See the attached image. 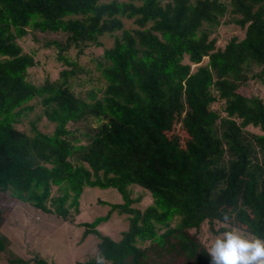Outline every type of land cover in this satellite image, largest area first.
<instances>
[{
	"label": "trees",
	"instance_id": "16d2710c",
	"mask_svg": "<svg viewBox=\"0 0 264 264\" xmlns=\"http://www.w3.org/2000/svg\"><path fill=\"white\" fill-rule=\"evenodd\" d=\"M225 17L242 37L219 47L213 33ZM27 31L62 36L46 42L66 67L56 79H27L33 55L18 43ZM103 34L111 45L94 68L104 86L84 98L64 51L98 45ZM263 74L264 0H0V201L65 220L84 187L118 191L121 203L81 223L96 253L76 264H209L191 232L203 222L264 239V134L243 130L264 132V103L241 89ZM33 99L50 133L15 126ZM216 99L223 115L210 107ZM89 117L96 126L81 142L66 124ZM130 185L147 190L150 204L132 207ZM112 211L127 219L117 240L96 228ZM31 264L52 262L38 255Z\"/></svg>",
	"mask_w": 264,
	"mask_h": 264
},
{
	"label": "rangeland",
	"instance_id": "374dc122",
	"mask_svg": "<svg viewBox=\"0 0 264 264\" xmlns=\"http://www.w3.org/2000/svg\"><path fill=\"white\" fill-rule=\"evenodd\" d=\"M226 18L221 19L219 26L213 33L216 45L219 47H222L232 37L238 39L242 37V31L232 23L227 22ZM132 26L130 21L124 22L125 28ZM117 32L119 33V31L115 33L118 34ZM62 39L61 35L54 33L27 31L18 40L23 52L33 55L34 64L27 69L26 77L28 80L35 84H40L45 79L54 80L59 70L66 68L57 59V49L46 46V42L50 40L62 41ZM98 41V45L87 44L81 48L80 52L72 46L64 51L67 56L76 61V68L78 69L73 78H69L71 87L75 94L84 98L89 91H93L98 97L104 86L94 66L102 50L111 45L112 36L103 34L98 38ZM205 62L206 58H203L201 63ZM258 69L257 66H251L249 73L258 72ZM262 78L264 79V74ZM241 89L245 95L257 96L264 103V83L259 79H247ZM27 105L31 106V109L20 117L15 126L27 134L31 133L32 125L43 133H50L53 129V123L43 115L38 99L29 101ZM210 107L218 114L223 115V101L221 99L213 101ZM95 126L96 122L90 117L83 121L66 124L69 130L81 138V142L85 140L84 135L90 134ZM243 130L248 133L264 134L258 127L250 125L244 127ZM127 188L132 199V207L143 209L150 204L151 196L147 190L137 185H130ZM50 195L52 197L56 195L55 187L51 188ZM121 202V196L114 188L84 187L78 199V211H70L69 218L63 220L25 202L17 201L13 205H8L6 197L3 196L0 201V214L3 215L0 223V234L6 240L3 249L0 250V264H31L32 259L38 255L48 262H52V264H76V262L83 261L89 256H94L97 239L93 234L84 235V227L81 223L89 222L96 216L106 214L110 204ZM126 227V215L112 211L108 219L98 224L96 228L102 235L117 240ZM227 230L238 229L212 221L211 224L203 222L198 228L191 229V232L207 250L209 242ZM238 231L252 238L248 233ZM144 244L147 245V242ZM150 258L151 256H149Z\"/></svg>",
	"mask_w": 264,
	"mask_h": 264
},
{
	"label": "clouds",
	"instance_id": "9594fccd",
	"mask_svg": "<svg viewBox=\"0 0 264 264\" xmlns=\"http://www.w3.org/2000/svg\"><path fill=\"white\" fill-rule=\"evenodd\" d=\"M223 219L229 221V216ZM207 253L209 264H264V239L227 230L209 242ZM97 264H103L102 257H97Z\"/></svg>",
	"mask_w": 264,
	"mask_h": 264
}]
</instances>
